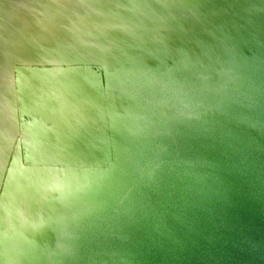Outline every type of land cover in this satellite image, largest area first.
<instances>
[{"label":"water","instance_id":"1","mask_svg":"<svg viewBox=\"0 0 264 264\" xmlns=\"http://www.w3.org/2000/svg\"><path fill=\"white\" fill-rule=\"evenodd\" d=\"M12 2L0 0V235L14 242L0 264H264V0H57L49 22L68 28L26 54L10 31L32 15ZM75 37L87 46L68 50ZM79 61L102 67L108 134L94 146L82 131L67 152L89 144L94 165L13 156L1 184L11 68ZM75 75L96 98L95 77ZM67 168L91 176L77 198L68 187L38 215L16 209L14 179ZM101 178L121 185L92 195Z\"/></svg>","mask_w":264,"mask_h":264},{"label":"rangeland","instance_id":"2","mask_svg":"<svg viewBox=\"0 0 264 264\" xmlns=\"http://www.w3.org/2000/svg\"><path fill=\"white\" fill-rule=\"evenodd\" d=\"M24 69H32L42 75L56 78L59 85L48 89L22 90L20 74ZM77 72L95 77L93 89L96 90V98L79 87L78 78L72 76ZM10 74L16 130L2 171L1 184L10 170V160L13 156H18L23 166L56 168L93 166L94 164L83 158V155L91 154L89 144H82L81 156L68 154L67 148L76 140L74 138L76 134L82 131L90 133L91 128H94V132H91L90 137L87 138L90 143L96 146L102 144L100 140L103 142L106 140L109 118L104 112V107L106 109L107 105L104 100L101 65L82 61L17 62L11 68ZM97 151V149L94 151L96 158H91L96 164L101 160V157L97 156ZM13 242L10 231L0 235V256L6 250L12 249Z\"/></svg>","mask_w":264,"mask_h":264},{"label":"bare ground","instance_id":"3","mask_svg":"<svg viewBox=\"0 0 264 264\" xmlns=\"http://www.w3.org/2000/svg\"><path fill=\"white\" fill-rule=\"evenodd\" d=\"M57 0H13L12 7H17L22 11H26L32 15L31 19H23L17 23L12 29L11 34L14 33L13 42L17 47L16 52L26 54L31 47L33 39V46L39 47L44 52H49V44L57 41L61 37L63 29L68 28V25L54 27L49 22L50 17L56 15L51 6H55ZM65 5L69 7L74 0H64ZM9 7V4L4 6ZM25 13V12H24ZM5 34L1 35L0 45L5 39ZM10 34V33H9ZM36 38V41L34 40ZM5 45L10 39L5 40ZM88 41H82L81 37H75L67 44L68 50L72 51L79 47H86ZM73 73L72 76L77 77ZM22 90H29L33 88H53L59 85V81L53 77L42 75L37 72H24L21 77ZM89 172V171H88ZM88 172H81L77 169L67 168L60 171H51V173H42V175H29L14 179L15 186V203L19 210H27L30 213L38 215L39 213L49 210L55 201V197L59 193L61 195L65 189H71L70 198H77L84 187L90 182L91 176ZM94 189L92 195L96 191H110L121 185V181L114 178H101L92 182ZM32 186V190H30ZM61 191V192H60ZM91 195V196H92ZM90 196V197H91ZM57 200V199H56ZM57 206V205H56Z\"/></svg>","mask_w":264,"mask_h":264}]
</instances>
